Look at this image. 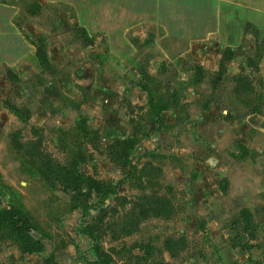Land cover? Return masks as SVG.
<instances>
[{"label": "rangeland", "instance_id": "1", "mask_svg": "<svg viewBox=\"0 0 264 264\" xmlns=\"http://www.w3.org/2000/svg\"><path fill=\"white\" fill-rule=\"evenodd\" d=\"M59 1L60 6L51 0L43 6L37 0H20V3L28 14L43 17L52 39L60 32L64 34L66 59L61 72L63 77H68L69 88L73 90L64 89L61 96L48 99L47 103L34 93L25 99L22 90L14 96L0 95L1 207L22 205L29 210L41 226V231L33 235L42 239L45 249L23 254L15 243L6 241L0 243V264H46L52 254L59 264H93L97 260L94 243L80 232L81 227L93 223L104 208L114 206L122 212L124 208L130 209L131 205L124 207L119 197L142 205L144 196H167L175 211L169 218L144 219L137 233L120 240L107 233L101 242L106 251L114 254L115 264H131V255L124 246L130 248L143 241L157 246L163 253L160 256L170 264H202L214 247L229 240L232 244L242 242L241 230L233 228L242 220L250 222V229L256 235L253 238L257 239L259 225L251 208L232 195L228 178L233 172L227 174V169H218L217 163L209 159L217 157L224 161L234 156L235 164L245 166L252 163L248 159H254L258 147L264 152V68L238 73L248 74L236 82L237 75L228 62L211 72L191 58L176 56L163 67L160 65L155 76H151L148 70L155 49L153 36L141 42L132 31L126 33L127 16L113 6H106L103 0ZM230 1L238 4L224 2L222 6L228 31L225 38L228 46L224 49L233 47L240 61L245 57L247 62L246 57L255 55L256 62L264 51V0ZM30 21L25 16L23 23ZM57 21L63 24L56 26ZM38 40V49L43 48L47 54V40ZM89 45H94L97 52L85 53ZM258 45L261 51L257 54ZM132 52L136 55L132 56ZM31 61L37 62L42 74L53 76L59 70L45 61V57H39L38 52ZM4 71L10 82L17 83L9 68ZM40 74L33 79L37 84L44 79ZM76 80L88 87L75 89L71 81ZM49 82L48 79L46 84ZM238 83L245 89L252 84L255 87L240 93L235 90ZM142 86L152 92L158 104L170 102L172 109L158 117L150 107L149 92ZM90 92L91 103L81 106ZM30 101L32 108H40L42 104L51 114L40 115L36 122H24L9 109L18 106L29 110L32 117V109L24 105ZM33 128L38 130L36 135ZM134 135L137 142L130 149L128 163L114 162L106 149L109 142ZM38 138L62 162L77 164L86 175L105 185L117 186V194L104 202L94 195L89 202L96 208L84 217L82 208H72L71 193L47 179L33 158L25 157L26 146L21 150L18 141L30 146L28 142ZM244 140L252 141L249 147ZM206 181L219 183V188L207 186ZM111 213L109 220L113 224L116 217ZM115 228L122 227L116 224ZM168 238L185 239L184 249L175 258L165 250ZM259 242L262 248L256 255L262 259L264 241ZM242 245L251 246L249 242Z\"/></svg>", "mask_w": 264, "mask_h": 264}, {"label": "crops", "instance_id": "2", "mask_svg": "<svg viewBox=\"0 0 264 264\" xmlns=\"http://www.w3.org/2000/svg\"><path fill=\"white\" fill-rule=\"evenodd\" d=\"M37 1L43 6L47 0ZM51 1L58 6L62 3L59 0ZM103 2L106 6L119 9L120 14L127 16L126 33L132 31V34L134 33L137 37H140L141 42H144L145 37L153 36L155 49L154 54L150 56L152 64H150L148 70L151 76H155L154 72L159 71L160 65L163 67L166 61H172L176 56L191 58L203 66L204 69L211 70V72L218 71L221 68L227 49H230L233 54L231 60L227 62L233 67L234 73L237 75L236 82H238L237 78L239 76L247 77L248 74L238 73H244L246 70L250 72L256 69V67H251L249 64V58L253 56L246 57L247 62L245 57L240 61L233 47L224 49L228 46L225 39L228 36V31L224 24L222 6L224 2L234 5L238 3L230 0H103ZM25 16H28L29 20L31 19L29 24L23 23ZM42 20L43 17L28 14L27 10L21 5L20 0H0V95L5 96L7 95L5 93H9V95L14 96L19 93V90H22L25 99L32 97V93H34L36 97L41 98V101L43 99L47 103L48 99H57L58 95H62L64 89L70 87L67 81L68 77H63L64 74L61 72L64 69V59H66L64 34L60 32L58 37L52 39L49 36L48 23L44 22L45 20H43V23ZM62 24L63 21L56 22V26ZM86 27L90 30L89 23ZM39 38L47 40L48 61L61 73L58 70L53 76L47 73L42 74L37 62L31 61L38 52ZM103 39L106 40V36H103ZM85 48L87 54H90L91 51L92 53L97 52L94 45ZM133 55H136V53L132 52ZM257 65L258 71L264 68V53ZM4 68H9L12 71L18 80L17 83L13 84L8 80ZM84 70L86 71V69ZM227 71L228 68L226 67L225 72ZM38 72L41 73L39 76H42V79L44 77L42 83H38L39 85L33 80L37 79ZM82 72L79 70V73ZM74 77L78 78L76 75ZM48 79L50 82L46 84ZM71 82L77 90L78 87H88L81 80ZM252 86V88L247 87L249 89H245L240 87L238 83L235 90L244 93L254 90L255 85L252 84ZM33 87L39 88V90H33ZM69 89L73 90L72 87ZM70 94L71 92H67V95ZM93 94H95L94 91ZM88 95L81 106L91 103V92ZM24 105H27L33 111L29 121L36 122L40 115L44 114L46 117L48 113L51 114L48 108L42 104H40V108H32L31 101ZM0 113H3V111H0ZM18 119L21 118L18 117ZM244 143L245 146L249 147L252 141L247 142L244 140ZM256 152L257 155L253 157L254 159L252 157L251 159L247 158L252 163L247 162L245 166L235 164L237 160L234 156H229L224 161H220L217 157L209 159V161L217 163L218 169H227V174H229V171L233 172V176L228 178L232 195L236 197V200L242 201L244 205L251 208L257 220L256 223L259 225V236L257 239L251 238L247 225L242 220L233 225V228L236 227L241 230L242 242L232 244V240H229L223 246L214 247L213 251L209 250L210 254H206V257L202 259V264H264V256L262 259H258L256 255V251L262 248L258 245V243H261L259 241H264V152L261 151L260 147L257 148ZM227 177L229 176L227 175ZM206 185L219 188V183L214 185L213 182L206 181ZM220 191L223 196H226L223 189H220ZM245 242H249L251 246L244 248L242 244Z\"/></svg>", "mask_w": 264, "mask_h": 264}, {"label": "trees", "instance_id": "3", "mask_svg": "<svg viewBox=\"0 0 264 264\" xmlns=\"http://www.w3.org/2000/svg\"><path fill=\"white\" fill-rule=\"evenodd\" d=\"M264 45V43H262ZM255 53L261 51V47L258 45ZM43 49V48H42ZM38 49V55L42 58L45 57V61H48L47 54L43 50ZM264 50V47H263ZM264 53V51H263ZM263 53L257 57L255 62V55L249 58V64L252 67L258 68V61L262 57ZM233 54L230 49H227L224 54L221 68L224 64L231 60ZM244 78L239 76L238 79ZM248 87V86H247ZM252 88L253 86H249ZM142 88L149 92V104L150 107L156 111L158 117L162 112L172 109V104L166 102L164 105L158 104L152 92L142 86ZM9 109L24 122L28 121L31 117L30 111L21 109L18 106H10ZM28 109V108H27ZM26 113V114H25ZM35 135L38 133L37 128H33ZM89 131H85L87 134ZM18 135V134H17ZM135 136V135H134ZM22 146H26L25 157L33 158L40 168L45 173L47 179L54 184L60 185L63 190L71 193L72 195V208H82L84 210V217L88 216L93 208H96L95 204H90L89 200L94 195H99L103 199V202L107 200L112 194H117V186L105 185L102 181L96 179L93 176L83 173L79 165L73 163L62 162L59 158L55 157L47 148L43 146L41 138L31 140L28 145L18 141ZM137 137L130 139L115 138L112 142H109L106 149L114 162H122L126 165L129 161L131 154L130 149L133 144H136ZM102 141L99 139V145ZM100 148V146H99ZM20 150V149H19ZM21 150H24L22 148ZM24 152H21L23 155ZM24 158V156H23ZM0 173V179H1ZM125 205L130 204V209H126L122 212L117 208L109 207L100 211L99 216L93 223H84L80 232L89 236L94 243V249L97 253V260L93 264H115L114 254L105 250L101 240L107 233H110L114 240H120L123 237L131 236L140 230V226L144 219H148L151 216L169 218L174 213L175 208L172 205L170 199L167 196H144L142 198V205L139 201L129 199L127 197H119ZM113 213L116 220L113 224L110 223L109 213ZM111 213V214H112ZM249 233L252 237H255L254 230L248 220H243ZM116 224L122 228L117 230ZM41 231V226L24 206H9L8 208H2L0 202V243L11 241L17 245L18 249L23 254H34L36 252L43 251L45 245L42 239H38L33 235V232ZM184 238H168L165 241V250L169 252L171 257L175 258L179 256V253L184 249ZM127 253H130L129 261L131 264H170L165 257H162V251L150 242H137L132 247L123 248ZM135 250H139L140 254H134ZM115 251V250H113ZM116 252V251H115ZM46 264H59L55 254L50 255L46 259Z\"/></svg>", "mask_w": 264, "mask_h": 264}]
</instances>
